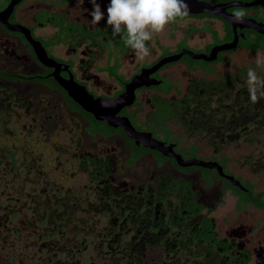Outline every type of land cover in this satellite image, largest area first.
Masks as SVG:
<instances>
[{"label": "flooded vegetation", "instance_id": "obj_1", "mask_svg": "<svg viewBox=\"0 0 264 264\" xmlns=\"http://www.w3.org/2000/svg\"><path fill=\"white\" fill-rule=\"evenodd\" d=\"M11 1L0 0V12ZM110 2L96 0L104 13L97 25L91 0H20L7 23L28 30L47 59L60 70L68 66L72 82L102 100L125 93L142 70L183 49L209 54L234 39L227 20L189 13L153 33L151 53L140 59L108 26ZM260 8L264 3L226 12L242 9L264 22L255 15ZM249 31L257 33L236 27L245 39L238 36L237 46L215 60L183 54L161 65L147 75L160 83L134 89L133 102L116 113L136 131L175 145L185 161L216 162L244 191L215 168L180 166L137 145L122 127L95 119L51 75L55 68L39 61L25 35L0 21V264H264V205L258 204L264 195H247L250 184L254 193L264 188L231 169L264 177V132L246 142L238 129L241 119L264 126V99L251 103L246 85L248 69L264 77V67L253 60L218 69L240 48L254 57L264 51L240 45ZM67 71L59 77L70 80ZM239 192L249 196L241 207ZM228 204L218 219L214 212ZM204 218L212 219L219 243L197 241L194 229Z\"/></svg>", "mask_w": 264, "mask_h": 264}, {"label": "water", "instance_id": "obj_2", "mask_svg": "<svg viewBox=\"0 0 264 264\" xmlns=\"http://www.w3.org/2000/svg\"><path fill=\"white\" fill-rule=\"evenodd\" d=\"M20 0H12L7 8L0 12V21L1 23L15 31H19L25 35L27 40L31 43V45L34 47L35 53L37 55V58L41 63L48 67H54L55 71L52 76H54L55 80L67 90L68 94L72 99L77 102V104L85 111L90 112L93 114L95 119L98 120H106L107 123L111 126H120L123 129V133L127 135L128 137L135 140V143L143 144L145 147H149L152 149H156L160 151L163 155L171 156L176 159L177 163L180 166H199L204 168H215L219 175L227 178L232 185H235L236 187H239L240 189L245 190V188L241 185L239 180H235L233 176H227L224 175L221 169V166H219L216 162L213 161H204L199 159H190V160H183L182 157L179 154H176L172 147L175 145L171 144L169 146H164L163 143L159 142L157 139L153 138L150 133L147 132H138L136 131L129 120L127 118L117 117L116 113L124 106L130 105L133 102L134 99V89L140 87V86H149V85H155L160 83L156 82L154 79L149 80L147 78V75L156 69H158L161 65L177 60L180 56L183 54H187L190 57L194 59H203L206 61H212L215 60L217 57V53L220 51L230 50L237 46L238 43V36L243 37V35H236L235 29L236 27H246L251 28L252 30L256 31L259 34H264V22L257 21L253 18H246L244 17L242 23L234 22L232 19V14H228L226 12V8L231 6H242V7H249L255 4L264 3V0H255L251 3H241V2H231L228 4H215L212 5L211 3L204 1V0H186V3L188 4V7L190 9L189 13H210L216 16H219L225 20H227L234 32V39L231 42L222 43L219 45H215L211 48L209 54H195L191 51L182 50V52L179 55L164 58L161 60L158 64L153 66L151 69L148 70H142V74L140 76H136L133 78L132 83L129 85H126L125 87V93L119 95L113 100H102V99H96L93 98L91 95H89L85 90L84 87H80L76 85L74 82H72V77L67 71L68 66H64L62 70H60L61 65H57L52 60L47 59L45 52L41 48V46L33 41L29 35V31L20 27V26H11L7 23V19L12 12V8L15 4H17ZM244 38V37H243ZM245 39V38H244ZM59 71H67L70 77V80H63L61 77H59ZM50 76V75H49ZM48 77V76H47ZM21 78V77H20ZM42 78V77H41ZM29 79V78H28ZM250 195V194H249Z\"/></svg>", "mask_w": 264, "mask_h": 264}, {"label": "clouds", "instance_id": "obj_3", "mask_svg": "<svg viewBox=\"0 0 264 264\" xmlns=\"http://www.w3.org/2000/svg\"><path fill=\"white\" fill-rule=\"evenodd\" d=\"M81 4L83 0H80ZM93 11L91 23L99 24L104 13L96 0H91ZM186 0H111L107 8V24L114 36L120 35L123 43L144 59L151 53L149 42L153 33L164 32L170 23L189 14ZM246 12L237 9L232 13L234 22L242 23ZM258 67H264V57H257ZM247 90L251 103L264 99V77L253 68L247 71Z\"/></svg>", "mask_w": 264, "mask_h": 264}, {"label": "trees", "instance_id": "obj_4", "mask_svg": "<svg viewBox=\"0 0 264 264\" xmlns=\"http://www.w3.org/2000/svg\"><path fill=\"white\" fill-rule=\"evenodd\" d=\"M228 27V26H227ZM228 30H229V27H228ZM253 33L254 36H251L250 34ZM241 46H244L246 48H249L251 50H256V49H264V35L263 34H258V33H255V32H252V31H249L246 35V40L245 41H241L240 43ZM221 60V58L219 59ZM215 106V105H214ZM198 110L200 108H202V106H197ZM184 115V112H182L181 116ZM180 120L184 121L187 120L186 118L183 117H179ZM200 121V117L198 116L197 117V124H200L199 123ZM253 126H255L253 128ZM199 127V126H198ZM239 129V138L246 142H252V138L249 137V134L253 135L254 136H258L260 134H263V130H264V126L260 125L258 120L257 122L256 121H249V120H240V125L238 127ZM251 131L254 130V131ZM256 142L258 140V138L256 137ZM205 176H208V174L205 172ZM254 186L255 184H250L248 187H249V193L247 195H251L252 193L258 198V200L260 199V197H262L264 195V191H260V192H253L254 190ZM241 195H243V197H241V201H240V206L241 207L242 205H245L246 204V200L247 198H249V196H246L245 193H242V192H239ZM243 198V199H242ZM259 205H264V202H258ZM183 207L186 208V205H184ZM199 228L198 229H194V231L196 232V234H198L199 236H197V241L198 242H201L202 239L203 241H206V242H214V243H219L220 240H217L215 238V233L213 231V228H214V224L212 222V219H208V218H204L201 222V224H198L197 225ZM193 228H196V225L193 226Z\"/></svg>", "mask_w": 264, "mask_h": 264}, {"label": "rangeland", "instance_id": "obj_5", "mask_svg": "<svg viewBox=\"0 0 264 264\" xmlns=\"http://www.w3.org/2000/svg\"><path fill=\"white\" fill-rule=\"evenodd\" d=\"M255 15L257 18L263 19L264 20V8H260L255 12ZM262 56L264 57V51H255V57L253 56L251 51L245 52L243 49H238L237 51L231 53L230 55H225V61L221 64L218 65L219 70L223 69H235L240 65L243 64H250L253 62V60L256 62L257 57ZM202 144V142H200ZM236 157L240 155L239 153L234 154ZM231 169L238 175H241L245 178H249L252 182H256V179L259 181L257 183V188H264V177L263 178H257V177H252L246 169L239 168L236 166H232ZM231 205H221L215 212L214 215L219 219L221 216L224 215L225 211L227 209H230Z\"/></svg>", "mask_w": 264, "mask_h": 264}]
</instances>
